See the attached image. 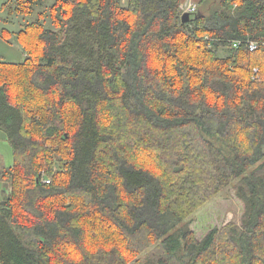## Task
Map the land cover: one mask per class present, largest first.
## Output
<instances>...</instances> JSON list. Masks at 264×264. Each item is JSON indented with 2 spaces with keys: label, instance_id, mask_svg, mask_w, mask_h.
<instances>
[{
  "label": "trees",
  "instance_id": "16d2710c",
  "mask_svg": "<svg viewBox=\"0 0 264 264\" xmlns=\"http://www.w3.org/2000/svg\"><path fill=\"white\" fill-rule=\"evenodd\" d=\"M182 1L15 0L49 11L0 61V264H264V0Z\"/></svg>",
  "mask_w": 264,
  "mask_h": 264
},
{
  "label": "rangeland",
  "instance_id": "374dc122",
  "mask_svg": "<svg viewBox=\"0 0 264 264\" xmlns=\"http://www.w3.org/2000/svg\"><path fill=\"white\" fill-rule=\"evenodd\" d=\"M56 1L46 0V5L49 8ZM212 5L213 0H210L204 9L207 10ZM15 7V0H0V61L20 64L27 56L22 31H26L28 28L26 26L36 21L39 12L43 11L48 14L49 10L48 8L37 9L34 16H30L19 14L15 11ZM44 24L52 25L50 17L47 16ZM222 56H227V52H222ZM13 161V150L8 141L0 135V169L12 167ZM1 192L0 188V195ZM242 210V205L236 199L234 190L231 187L226 188L193 215L192 228L199 238H202L214 228H222L230 222L239 223Z\"/></svg>",
  "mask_w": 264,
  "mask_h": 264
},
{
  "label": "crops",
  "instance_id": "0c3cea01",
  "mask_svg": "<svg viewBox=\"0 0 264 264\" xmlns=\"http://www.w3.org/2000/svg\"><path fill=\"white\" fill-rule=\"evenodd\" d=\"M202 1H203V0H183V1H182V5H181V9H182L183 7H186V6H189V5H194V6H197V8H198V7L200 8V4L202 3ZM24 61H25V60H24ZM24 61H23V62H24ZM23 62H22V63H23ZM0 135L3 136V137L6 139V137L4 136V134H2L1 132H0ZM6 140H7V139H6ZM0 188L3 189L4 186L0 184Z\"/></svg>",
  "mask_w": 264,
  "mask_h": 264
},
{
  "label": "built area",
  "instance_id": "2783aa9c",
  "mask_svg": "<svg viewBox=\"0 0 264 264\" xmlns=\"http://www.w3.org/2000/svg\"><path fill=\"white\" fill-rule=\"evenodd\" d=\"M183 13H190L193 14L197 11V6L189 5L182 8ZM257 48L256 44L252 43L250 49L254 51ZM46 183H50V181H46Z\"/></svg>",
  "mask_w": 264,
  "mask_h": 264
},
{
  "label": "water",
  "instance_id": "95a60500",
  "mask_svg": "<svg viewBox=\"0 0 264 264\" xmlns=\"http://www.w3.org/2000/svg\"><path fill=\"white\" fill-rule=\"evenodd\" d=\"M190 18H191L190 13H184L183 16H182V22L186 23V22H188L190 20Z\"/></svg>",
  "mask_w": 264,
  "mask_h": 264
}]
</instances>
